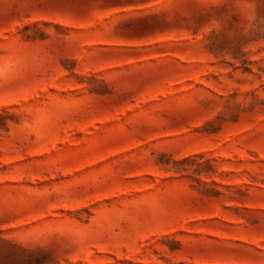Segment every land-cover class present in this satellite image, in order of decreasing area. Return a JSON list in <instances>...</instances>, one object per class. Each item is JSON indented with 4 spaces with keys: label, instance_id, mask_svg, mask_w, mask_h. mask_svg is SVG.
<instances>
[{
    "label": "rangeland",
    "instance_id": "1",
    "mask_svg": "<svg viewBox=\"0 0 264 264\" xmlns=\"http://www.w3.org/2000/svg\"><path fill=\"white\" fill-rule=\"evenodd\" d=\"M0 264H264V0H0Z\"/></svg>",
    "mask_w": 264,
    "mask_h": 264
}]
</instances>
